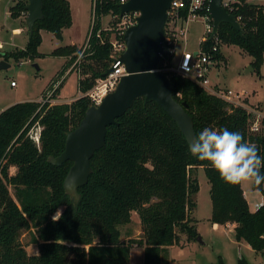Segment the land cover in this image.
<instances>
[{
	"label": "trees",
	"instance_id": "trees-1",
	"mask_svg": "<svg viewBox=\"0 0 264 264\" xmlns=\"http://www.w3.org/2000/svg\"><path fill=\"white\" fill-rule=\"evenodd\" d=\"M27 4V0L12 4L14 19L27 13ZM119 5L120 0H98L85 43L62 46L51 53L66 58L67 63L49 90L77 61L81 97L69 103L27 100L0 111V264H129L136 245L144 248L143 264L166 263L168 247L184 245L183 235L187 241L200 235L190 215L197 207L200 184L195 172L199 168L204 169L210 183V221L221 226L234 224L236 241L247 242L264 255V204L251 211L242 176L235 184L224 181L208 162L190 153L186 137L172 117L156 102L145 105L144 98H138L117 119L118 124L108 126L106 145L91 158L92 174L79 188V203L65 192L64 179L73 163L67 160L56 166L49 157L64 151L66 133L79 125L93 105L86 93L111 68V31L103 29L101 19L108 14L120 17ZM234 6L231 14L241 16L244 34L222 23L216 36L202 42L200 49L219 66L225 63L222 46L235 45L253 58L252 66L260 73L264 5L237 0ZM43 12V19L34 24L32 32L25 20V47L0 50V59L34 61L40 55L42 30L59 38L73 23L69 0H43ZM166 74L175 99L187 103L196 135L205 126L227 127L241 131L245 140L256 137L264 145L263 129L251 130L252 113L246 100L235 105L188 77ZM214 88L220 89L218 85ZM58 91L55 87V96ZM36 124L42 127L39 145L28 133ZM12 167L16 168L14 174ZM246 175L253 179L254 189L263 190L254 172ZM134 212L143 236L122 240L120 227L132 223ZM26 230H31L30 244L38 247L35 253L28 252L21 241Z\"/></svg>",
	"mask_w": 264,
	"mask_h": 264
},
{
	"label": "rangeland",
	"instance_id": "rangeland-1",
	"mask_svg": "<svg viewBox=\"0 0 264 264\" xmlns=\"http://www.w3.org/2000/svg\"><path fill=\"white\" fill-rule=\"evenodd\" d=\"M256 1L264 3V0ZM69 2L73 23L69 28L63 30L61 37L58 38L52 32L42 30V43L39 47L40 55L34 61L25 60L17 63L10 60V67L0 70V110H4L18 102L33 99L44 100L45 102L50 101L51 103H69L83 95L79 84L81 76L77 70L78 68L75 67L77 61L65 71L61 78L58 76V83L52 90H49L53 79L67 63L66 58L55 57L51 53L56 48L66 45L82 46L87 39L92 24V0H69ZM12 6V4H9V0H0V36L9 37V34H11L10 25L14 26V17L11 11ZM26 16L27 13L22 14L23 18L20 19L19 17L23 25ZM101 23L104 30L111 31V39L114 40L118 33V26L121 23L120 18L108 14L102 17ZM6 28L9 29V33L6 32ZM25 34V38L28 39V34ZM202 34V22L198 20L193 21L189 26L186 48L189 50L197 49ZM5 48L14 49L20 47L16 43L11 42L9 45L2 44L0 50H6ZM182 49L183 44L178 50L176 59H178ZM221 51L224 55L225 63H220L219 66L213 68L211 80L214 85H218L219 90L230 89L234 92H243V97H245L250 111L254 109L258 110L259 108L257 103L251 102V98L261 102L264 110V61L259 73L254 68L252 71L249 70L250 67H253V58L239 47L235 45H223ZM12 82L15 83L14 86H12ZM55 87L59 89L56 96V93L54 94ZM252 117L255 118V115ZM263 120L262 116L260 128H263ZM30 130L33 135H35L36 131L41 134L42 127L40 124H36ZM30 132L28 133L30 134ZM15 172L16 168L12 167L11 173L14 174ZM195 175L198 177L200 190L196 196V210L191 212L190 215L197 222L196 227L200 234L198 237L202 241H199L198 237L194 241H187V235H183L181 243L185 242L184 245L168 247V262L163 264H241L240 260H243L244 264H264V255L261 252L254 251L247 242H237L233 229L230 227L218 229L213 227V223L210 221L212 210L210 183L203 168H199L195 172ZM242 176L244 188L250 192L251 206L254 208V203L264 196V187L263 190L254 189L253 179L246 174ZM11 192L13 195V191ZM60 212L61 210L57 211L54 216L58 217ZM120 228L122 230V240L126 241L130 237L141 238L143 236V229L137 213H133L131 224ZM21 241L27 245L28 252L35 253L38 251L36 244H30L31 230H26L22 233ZM139 248L143 247L137 245L132 247L133 257L131 264H143L142 253Z\"/></svg>",
	"mask_w": 264,
	"mask_h": 264
},
{
	"label": "water",
	"instance_id": "water-1",
	"mask_svg": "<svg viewBox=\"0 0 264 264\" xmlns=\"http://www.w3.org/2000/svg\"><path fill=\"white\" fill-rule=\"evenodd\" d=\"M172 1L128 0L120 4L121 17L129 13L139 14L136 23L123 36L126 50L121 61L126 74L121 77L116 89L104 97L101 104L90 106L79 125L66 133L64 151L57 157H49V162L56 166H61L67 160L72 161L63 186L75 204L81 199L79 188L88 183L92 174L91 158L106 145L108 126L118 124L117 119L138 98H144L145 105L156 102L164 109L177 123L188 144L196 136L193 119L186 111L187 103H180L175 99L170 77L159 69L165 51L166 24ZM27 2L26 26L32 32L34 24L44 17L43 0ZM208 11L213 18L211 39L216 36L222 23H229L244 34L236 16L223 8L222 0H209ZM8 67L9 62L0 61V70ZM113 70V67L109 68L105 76ZM249 70L252 71L253 67ZM198 240L202 241L200 237Z\"/></svg>",
	"mask_w": 264,
	"mask_h": 264
},
{
	"label": "built area",
	"instance_id": "built-area-1",
	"mask_svg": "<svg viewBox=\"0 0 264 264\" xmlns=\"http://www.w3.org/2000/svg\"><path fill=\"white\" fill-rule=\"evenodd\" d=\"M15 1L17 0H9V4H14ZM97 1L98 0H93V6H96ZM127 1L128 0H120V4ZM208 2L209 0L172 1L171 8L168 10V21L166 24L165 51L159 69L163 72H175L188 77L205 88L209 93L217 94L218 96L231 101L235 105H242L245 103L243 92H234L230 89H221L217 91L214 88L215 85L212 84L211 72L217 65L209 58L207 53L200 49V44L210 38L213 31V18L208 11ZM236 2L237 0H222V6L231 13L235 8L234 4ZM132 15L134 16L132 17ZM138 15V13H129L123 17L120 16L121 23L118 26V33L114 40H111L113 47L111 67H113L114 70L107 76L98 79L96 85L86 93L94 106L101 104L104 97L116 89L121 77L126 74L124 65L121 61V56L126 50V45L124 38L121 39V36H124L125 31L136 23ZM236 18L239 22L242 19L241 16H236ZM196 20L202 22L203 34L198 48L195 50H189L186 48L189 26ZM182 44L183 49L178 59H176V55ZM0 47H2V44ZM12 85H14V82H12ZM251 113L252 116L255 115V118L252 117L251 130L258 131L261 127L262 114L257 109H254ZM29 136L38 145L40 144L39 132L36 131L35 135L30 132Z\"/></svg>",
	"mask_w": 264,
	"mask_h": 264
},
{
	"label": "clouds",
	"instance_id": "clouds-1",
	"mask_svg": "<svg viewBox=\"0 0 264 264\" xmlns=\"http://www.w3.org/2000/svg\"><path fill=\"white\" fill-rule=\"evenodd\" d=\"M190 153L198 160L208 162L221 178L235 184L247 173H255L256 180L264 187V145L256 137L245 140L239 130L227 127H203L188 145Z\"/></svg>",
	"mask_w": 264,
	"mask_h": 264
},
{
	"label": "crops",
	"instance_id": "crops-1",
	"mask_svg": "<svg viewBox=\"0 0 264 264\" xmlns=\"http://www.w3.org/2000/svg\"><path fill=\"white\" fill-rule=\"evenodd\" d=\"M251 3H255V4H263L264 3H259L258 1L256 0H249ZM23 18L22 16L20 17V19ZM26 20V19H25ZM14 22V26L10 25L11 26V34H9V37H4V36H0V43L2 44H5V45H9V43L11 42H14L16 43L17 46H19L20 48H24V46L26 45V42H27V39L25 38L27 31H26V27L23 25V23L20 22L19 18L18 19H14L13 20ZM17 30V32H16ZM6 32L9 33V29L6 28ZM5 32V33H6ZM6 33V34H7ZM8 35V34H7ZM5 49H8V48H5ZM2 60V59H1ZM12 84V83H11ZM212 84H214L212 82ZM15 85V83H14ZM12 85V86H14ZM216 85V84H215ZM251 102L252 103H257L258 105V111L262 114L263 118H264V110H263V106L261 104V102L259 101H255L253 98H251ZM2 111V109L0 110ZM263 133H264V125H263ZM241 183H242V188H243V191H244V195L246 197V199L248 200V203H249V207H250V210L252 209V211H255L259 208L260 205L264 204V196H262V198L258 201H256L254 204H255V207L252 208L251 204H252V200L250 199V192H248L245 188H244V182H243V176H242V179H241ZM245 185H247V183H245ZM256 192V191H255ZM254 193V191H253ZM261 197V196H260ZM135 213V212H134ZM132 221H133V216H132ZM234 224L232 223H229L227 225H224V226H221V225H218V224H213V227L218 229V228H221V227H230L231 229L234 230ZM238 242V241H237ZM174 246V245H173ZM172 246V247H173ZM141 253H142V263H143V253H144V248H139ZM133 250V249H132ZM133 255H132V251H131V256H130V263L131 264V259H132Z\"/></svg>",
	"mask_w": 264,
	"mask_h": 264
}]
</instances>
